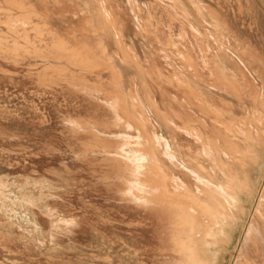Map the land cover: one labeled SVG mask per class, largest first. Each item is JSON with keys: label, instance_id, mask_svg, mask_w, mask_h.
<instances>
[{"label": "rangeland", "instance_id": "1", "mask_svg": "<svg viewBox=\"0 0 264 264\" xmlns=\"http://www.w3.org/2000/svg\"><path fill=\"white\" fill-rule=\"evenodd\" d=\"M109 1L0 0V264L177 263L167 218L146 211L128 192L130 182L136 181L133 159L125 161L117 151L130 149L141 132L120 113L125 106L136 117L144 111L151 121L147 130L162 139V168L184 177L190 186L201 180L164 158V151L171 154L172 140L183 150V159L211 171V159L198 155L208 138L224 143L218 132H224L222 122H235L239 132L252 131L251 138L233 137L249 152L248 169L257 187L245 202L247 210L239 211L231 241L220 249L218 261L234 264L232 253L237 256L242 250L238 264H264L263 219L256 218L253 238L244 242L262 185L258 173L264 172V0ZM102 6L113 8L115 27L100 16ZM10 18L18 22L15 31L7 24ZM4 20L6 25H1ZM86 48L105 65H79L73 51ZM184 55L197 66L186 64ZM222 75L232 79L236 92L219 84ZM121 99L125 106L115 104ZM203 100L205 109L215 107L223 116L207 113L199 104ZM216 118L219 122L213 123ZM173 123L182 132L172 131ZM188 123L193 124L188 128ZM194 133L202 136L198 139Z\"/></svg>", "mask_w": 264, "mask_h": 264}, {"label": "bare ground", "instance_id": "2", "mask_svg": "<svg viewBox=\"0 0 264 264\" xmlns=\"http://www.w3.org/2000/svg\"><path fill=\"white\" fill-rule=\"evenodd\" d=\"M12 1V0H11ZM105 1V0H104ZM111 1V0H110ZM109 1V2H110ZM256 1V0H255ZM45 2V1H44ZM57 2V1H56ZM71 2V0H70ZM74 2V1H72ZM71 2V3H72ZM108 2V3H109ZM112 2V1H111ZM20 3V2H19ZM59 3V1H58ZM79 3V2H78ZM87 3V2H86ZM85 3V4H86ZM100 3V2H99ZM105 3V2H104ZM114 3V2H113ZM47 4V3H46ZM55 4V3H54ZM64 4V2H63ZM74 4V3H73ZM88 4V3H87ZM106 4V3H105ZM198 4V3H197ZM40 5V4H39ZM48 5V4H47ZM51 5V4H50ZM59 5V4H58ZM98 5V4H97ZM108 5V4H107ZM35 7L34 5H32ZM52 6V5H51ZM56 6V4L54 5ZM100 6V5H99ZM98 6V7H99ZM179 6V5H178ZM196 6V5H195ZM79 7V6H78ZM103 7V6H102ZM106 7V6H105ZM104 8V7H103ZM5 9V8H3ZM24 9V8H23ZM34 9V8H33ZM100 9V7H99ZM98 9V11H99ZM105 9V10H104ZM99 11L100 16L104 19H106V24H109L110 26L115 27L116 21L114 17V11L111 10L113 8H104ZM181 9V8H179ZM185 10V8H183ZM210 9V8H209ZM32 10V9H31ZM203 10V8L201 9ZM23 11V10H22ZM26 11V10H25ZM30 11V10H29ZM204 11V10H203ZM82 12V11H81ZM97 12V11H96ZM29 13V12H28ZM32 13V12H31ZM30 13V14H31ZM49 13V12H48ZM98 13V14H99ZM35 15V13H33ZM32 14V15H33ZM38 14V13H37ZM68 14V13H67ZM187 14V12H185ZM7 15V14H6ZM207 15V14H206ZM212 15V13H211ZM4 16V15H2ZM1 16V17H2ZM9 17V14L7 15ZM22 16V15H21ZM28 16V15H27ZM36 16V15H35ZM52 16V15H51ZM99 16V17H100ZM213 16V15H212ZM15 17V16H14ZM19 18V16H17ZM3 18V17H2ZM6 18V17H5ZM22 18H26V16H22ZM29 18V17H27ZM28 22L29 19H27ZM87 18V17H86ZM216 18V17H214ZM4 19V18H3ZM13 19V17H12ZM10 18V20L7 21V24L9 25L11 30H14L13 27L17 26L18 22H13ZM42 19V18H41ZM1 20V19H0ZM16 20V19H14ZM25 20V19H24ZM25 20V21H26ZM217 20V18L215 19ZM22 21V20H21ZM19 21V22H21ZM178 21V20H177ZM218 21V20H217ZM1 22V21H0ZM6 25V21H2L1 25ZM24 22V21H23ZM27 22V21H26ZM55 22V21H53ZM221 22V21H219ZM22 23V22H21ZM21 23H19V27L21 28ZM25 23V22H24ZM31 23V22H30ZM89 23V22H88ZM28 24V23H26ZM35 25V23H32ZM226 25V24H225ZM224 25V26H225ZM43 26V25H42ZM7 27V26H6ZM38 27V23H37ZM36 27V28H37ZM41 27V26H39ZM50 27V26H49ZM87 27H89L87 25ZM227 27V26H226ZM102 28V27H101ZM107 28V27H106ZM9 29V28H8ZM18 29V28H17ZM16 29V30H17ZM38 29V28H37ZM222 29V28H221ZM220 29V30H221ZM10 30V31H11ZM39 30V29H38ZM86 30V29H85ZM9 31V30H8ZM40 31V30H39ZM1 32V31H0ZM27 32V31H25ZM19 33V32H18ZM24 33V32H23ZM2 34V33H0ZM5 34V33H4ZM22 34V33H21ZM25 34V33H24ZM184 34V33H183ZM27 35V34H26ZM42 35V34H41ZM204 36V34H202ZM207 35V34H206ZM4 36V35H3ZM115 36V35H114ZM118 36V35H117ZM120 36V35H119ZM9 37V36H8ZM11 37V36H10ZM206 38V36H204ZM212 37V36H211ZM224 37V36H223ZM222 37V38H223ZM28 38V36H27ZM180 38V37H179ZM1 39V38H0ZM3 39V38H2ZM14 39V38H13ZM29 39V38H28ZM26 39V41L28 40ZM209 39V38H208ZM212 39V38H211ZM210 39V40H211ZM5 39H3L4 41ZM8 40V39H6ZM5 40V41H6ZM16 40V39H15ZM216 41V40H215ZM217 42V41H216ZM46 43V42H45ZM148 43V42H147ZM218 43V42H217ZM239 43V42H238ZM30 44V43H29ZM177 45V44H176ZM20 46V44H19ZM246 46V45H245ZM16 47V45H15ZM101 47V46H100ZM76 48V47H75ZM241 48V47H240ZM41 49V48H40ZM50 49V48H49ZM178 49V48H177ZM37 50V49H36ZM132 50V49H131ZM166 50V49H165ZM164 50V51H165ZM17 51V50H16ZM39 51V49H38ZM47 51V50H46ZM73 51V50H72ZM123 51V50H121ZM125 51V49H124ZM219 51V50H218ZM238 50H236L237 52ZM33 52V51H28ZM132 52V51H131ZM130 52V54H131ZM240 52H243L240 51ZM35 53V52H34ZM39 53V52H38ZM73 53L75 54L74 60L79 65L91 67L94 65H97V67H102L105 65L103 61H96V59L93 58L92 53L89 49L85 50H74ZM157 53V52H156ZM162 53V52H161ZM247 53V51H246ZM30 54V53H29ZM73 54V55H74ZM125 54V53H124ZM129 55V54H128ZM136 54H134L135 56ZM159 55V54H158ZM178 55V54H177ZM219 55V54H218ZM237 56V54H234ZM244 55V54H243ZM41 57V55H39ZM137 56V55H136ZM182 56V55H181ZM180 56V57H181ZM138 57V56H137ZM179 57V56H178ZM182 58L186 61V64L190 65L191 67L195 68L197 66V63L194 61V59H191L184 55ZM252 58V57H251ZM23 59V58H22ZM132 61H134V57H130ZM154 59V58H153ZM241 59V58H240ZM73 60V61H74ZM131 61V62H132ZM149 61V60H148ZM166 61V60H165ZM128 62V61H127ZM126 62V63H127ZM136 62V60H135ZM171 62V61H170ZM174 62V61H173ZM183 62V61H182ZM246 62V61H245ZM107 63V62H106ZM134 63V62H133ZM138 63V62H137ZM136 63V65H137ZM185 63V62H184ZM248 63V62H247ZM55 64V63H54ZM135 64V63H134ZM144 64V63H143ZM150 64V63H149ZM148 64V65H149ZM172 64V63H171ZM251 64V63H249ZM135 65V66H136ZM219 65V64H218ZM247 65V64H246ZM257 65V64H256ZM139 66V64H138ZM144 66V65H142ZM141 66V67H142ZM146 66V65H145ZM187 66V65H186ZM210 66V65H209ZM65 67V66H64ZM68 67V66H67ZM251 67V66H250ZM140 68V66H139ZM157 68V67H155ZM171 68V67H170ZM223 68V67H222ZM142 68H140L141 70ZM147 69V68H146ZM66 70V69H65ZM138 70V68H137ZM139 70V71H140ZM145 70V69H144ZM224 70V69H223ZM147 71V70H145ZM157 71V70H156ZM182 71V70H181ZM198 71V70H197ZM216 71V70H215ZM264 71V70H263ZM4 72V71H3ZM7 72V71H6ZM141 73L143 71H140ZM158 72V71H157ZM161 72V71H160ZM217 72V71H216ZM257 72V71H256ZM174 73V72H173ZM211 73V72H210ZM214 73V72H213ZM218 73V72H217ZM5 74V73H4ZM77 74V73H75ZM128 74V73H127ZM220 74V73H219ZM227 74V73H225ZM258 74V73H257ZM80 75V74H79ZM114 75V73H113ZM156 75V74H154ZM162 75V74H161ZM229 75V74H228ZM260 75V74H259ZM115 76V75H114ZM133 76V75H132ZM147 76V75H145ZM177 76V75H176ZM183 76V75H182ZM189 76V75H188ZM243 76L245 79L244 74ZM257 76V75H256ZM163 77V76H162ZM166 77V76H165ZM179 77V76H178ZM201 77V76H200ZM231 77V76H230ZM234 77V76H233ZM240 77V75H239ZM118 78V77H117ZM143 78V77H142ZM147 78V77H146ZM152 78V76H151ZM169 78V77H168ZM175 78V75H174ZM185 78V77H184ZM120 79V78H119ZM118 79V80H119ZM181 79V78H178ZM193 79V78H192ZM196 79V78H195ZM216 79V78H214ZM125 80V79H124ZM144 80V79H143ZM147 80V79H146ZM149 80V79H148ZM161 80V79H160ZM173 80V79H172ZM175 80V79H174ZM177 80V79H176ZM200 80V79H199ZM202 80V78H201ZM44 81V80H43ZM49 81V80H47ZM163 81V80H161ZM170 81V80H168ZM189 81V80H188ZM196 81V80H195ZM239 81V80H238ZM236 81V83L238 82ZM42 82V81H41ZM153 82V81H152ZM179 83V85L186 87L188 84L184 83L185 81H176ZM190 82V81H189ZM203 82V81H202ZM219 84L224 87L227 91H237L236 84L234 82L225 79V77L220 78L218 80ZM217 82V83H218ZM244 82V81H243ZM92 83V82H91ZM155 83V82H154ZM171 83V82H170ZM191 83V82H190ZM198 83V82H197ZM216 83V84H217ZM245 83V82H244ZM48 84V83H47ZM73 84V83H72ZM158 84V83H157ZM156 84V85H157ZM175 84V83H174ZM239 84V83H238ZM71 85V84H70ZM142 85V84H141ZM170 85V84H169ZM178 85V86H179ZM192 85V84H191ZM190 85V86H191ZM197 85V84H196ZM240 85V84H239ZM77 86V85H76ZM211 86H214L213 83ZM220 86V87H221ZM92 87V86H91ZM146 87V86H145ZM162 87V86H161ZM185 87V88H186ZM192 87V86H191ZM190 87V89H191ZM198 88V86H196ZM219 87V88H220ZM264 87V86H263ZM182 88V87H181ZM195 88V86H194ZM262 88V87H261ZM160 89V88H159ZM176 89V88H175ZM178 89V88H177ZM184 89V87L182 88ZM193 89V88H192ZM242 90V88H240ZM246 89V88H245ZM258 89V88H257ZM79 90V89H78ZM130 90V89H129ZM146 90V89H145ZM179 90V89H178ZM82 91V90H81ZM248 89L246 90V92ZM160 92V91H159ZM187 92V91H186ZM195 91H191V94ZM199 92V91H198ZM243 92V91H242ZM184 93V92H183ZM202 93V92H201ZM245 93V92H244ZM257 93V92H256ZM138 94V92L136 93ZM144 94V93H143ZM161 94V93H160ZM243 94V93H242ZM247 94V93H246ZM253 94V93H252ZM134 95V93L132 94ZM145 95V94H144ZM150 95V94H149ZM184 95V94H183ZM198 95V93L196 94ZM244 95V94H243ZM90 96V95H89ZM111 96V95H110ZM140 96V95H139ZM163 96V95H161ZM190 96V95H189ZM232 96V95H231ZM250 96V95H249ZM253 96V95H252ZM133 97V96H132ZM131 97V98H132ZM147 97V96H146ZM164 97V96H163ZM177 97V96H176ZM191 97V96H190ZM189 97V98H190ZM193 97V96H192ZM198 96H196L197 98ZM201 98L203 96H200ZM236 97V96H235ZM246 97V96H245ZM125 98V97H124ZM136 98V97H135ZM134 97L132 98V105L134 108H138L137 103L138 101ZM141 98V97H140ZM150 98V96H149ZM153 98V97H152ZM156 98V97H155ZM188 98V99H189ZM216 98V97H215ZM237 98V97H236ZM240 98V97H239ZM242 98V97H241ZM154 99V98H153ZM153 99H150L149 103L150 105L153 103ZM187 99L186 102H190ZM195 99V98H194ZM193 99V100H194ZM199 99V97H198ZM203 99V98H202ZM205 99V98H204ZM247 99V98H246ZM260 99V98H259ZM113 100V99H112ZM240 100V99H239ZM244 100V97H243ZM242 100V101H243ZM147 101V100H146ZM258 101V99L256 100ZM155 102V99H154ZM172 102V101H171ZM185 102V103H186ZM196 102V101H194ZM206 102V101H205ZM205 102L199 101V104L204 107L205 109ZM254 102V101H253ZM125 100H120L118 102H115V104L122 106L126 105ZM129 103V102H128ZM224 102H221V104ZM245 103V102H244ZM114 104V103H113ZM144 104V102H143ZM157 104V103H156ZM226 104V103H225ZM148 105V103H147ZM192 105L193 102H192ZM191 105V106H192ZM198 105V104H197ZM253 105H255L253 103ZM261 105V104H260ZM154 106V104H153ZM152 106V107H153ZM157 106V105H155ZM188 106V105H187ZM190 106V107H191ZM209 106V105H208ZM207 106V107H208ZM227 106V105H226ZM233 107V104L231 105ZM258 106V105H257ZM160 107V106H159ZM158 107V109H159ZM176 107V106H175ZM262 107V105L260 106ZM155 108V107H154ZM197 108V107H196ZM215 108V107H213ZM211 107L208 109L206 108L205 111L209 114L214 113L215 115H221L223 116L222 112L220 110H215ZM148 109V108H147ZM162 109V108H161ZM203 109V111H204ZM236 109V108H235ZM246 109V108H245ZM259 109V106H258ZM262 109V108H260ZM264 109V108H263ZM125 119L129 121L130 123H136L134 125H138V129L141 133H139L138 140L130 146L129 148L121 147L117 152L119 153L118 157L123 158L125 161H129L133 159V168L135 169V176L136 181H131V189L130 194H132L135 197V203L140 205L141 207H145V209H150L151 211H154L159 217H166L169 224L170 229V242L172 246V252L175 254V256H178V261L176 264H219L218 257L221 251H224L222 249H225L226 246L231 241V235L234 232L235 225L238 222V216H240V212L244 213L247 209L245 208V202L246 200L250 199V194L254 192L256 186V182H253L250 177V170L248 169L250 167V164H248L249 159V152L243 151L239 144L234 140L238 134L243 135L246 138H251V132L248 131H241L239 132L236 130L233 123H221L222 127L224 128L223 131H219V136L223 139V144L220 143L219 139L217 138H208V142L205 143V148L202 152L199 153L198 156H205L208 158V160L211 159L212 169L210 171L206 169V167L197 162V165L192 166L190 162H187L185 159H183L181 155V149L179 146H177L176 142L174 140L172 147L170 148L171 154L165 155L164 151V158H172L173 159V165L178 167L183 173H186L189 175L192 174L195 176L196 180H201L200 183L194 184L193 186H190L187 182V180H184L180 176H178L175 173H168L164 171L162 168V163L159 159V155L162 152L161 146H162V139L159 135L149 132L146 128L147 123L151 122L148 117L145 116L143 112H141L140 117H136L132 114L129 108L125 106L123 109H119ZM118 110V111H119ZM156 110V109H155ZM201 110V109H200ZM237 110V109H236ZM152 111V110H151ZM195 111V110H194ZM193 111V112H194ZM242 111V110H241ZM250 110H248L249 112ZM154 112V111H153ZM162 112V111H161ZM164 112V111H163ZM263 112V111H262ZM140 113V111H139ZM167 113V112H166ZM204 113V112H203ZM206 113V115H208ZM225 113V112H224ZM258 114L259 112L256 111ZM264 113V112H263ZM138 115V113H136ZM159 114V113H158ZM168 114V113H167ZM248 114V113H246ZM256 114V115H257ZM150 115L152 116L151 112ZM202 115V113H201ZM206 116L205 114H203ZM232 115V114H231ZM238 115V114H237ZM251 115V114H250ZM247 115V116H250ZM139 116V115H138ZM170 116V115H168ZM210 116V115H209ZM226 116V115H225ZM230 116V115H228ZM246 116V117H247ZM258 116V115H257ZM172 117V116H171ZM233 117V116H231ZM256 117V116H255ZM168 118V117H167ZM220 118V117H219ZM242 118V117H241ZM248 120H250V117H247ZM121 119V118H120ZM156 119V118H155ZM224 119V118H223ZM232 119V118H231ZM124 120V119H123ZM157 120V119H156ZM201 120V119H200ZM246 120V119H245ZM247 120V121H248ZM125 120V122H127ZM203 121V120H202ZM206 121V120H205ZM204 121V122H205ZM212 121V120H211ZM235 121V120H234ZM246 121V123H247ZM263 121V120H262ZM78 122V121H77ZM214 122H219L218 118L215 119ZM253 122V120H251ZM264 122V121H263ZM172 123V122H171ZM203 123V122H202ZM207 123V122H206ZM204 125H207V124ZM242 123V122H241ZM245 123V124H246ZM152 124V123H151ZM150 124V125H151ZM160 124V123H159ZM166 124V123H164ZM174 124V123H173ZM193 123H188L187 127H191ZM236 124V123H235ZM255 125L257 122L254 123ZM259 124V123H258ZM157 125V124H156ZM161 125V124H160ZM244 125L240 124L239 126ZM251 125V123H250ZM88 126V125H87ZM167 126V125H166ZM195 126V125H194ZM198 126V125H197ZM239 126H236L239 128ZM246 126V125H244ZM136 127V126H135ZM186 127V128H187ZM251 127V126H250ZM254 127V125H253ZM256 127V126H255ZM264 127V125H263ZM149 128V127H148ZM194 128V127H193ZM242 128V127H241ZM246 128V127H245ZM244 128V129H245ZM249 128V127H248ZM136 129V128H135ZM172 131L182 132L181 129L177 126H173ZM198 130V128H196ZM200 129V127H199ZM247 129V128H246ZM254 129V128H252ZM256 129V128H255ZM165 130V129H164ZM169 130V128H168ZM192 130V128L190 129ZM204 130V129H203ZM170 131V130H169ZM188 131V130H186ZM185 131V132H186ZM194 131V129H193ZM201 131V130H198ZM255 131V130H254ZM139 132V131H138ZM202 132V131H201ZM208 132V131H207ZM257 132V131H256ZM189 133V131H188ZM200 133V132H199ZM213 133V132H212ZM258 133V132H257ZM262 133V132H260ZM118 134V133H117ZM129 134V133H128ZM190 134V133H189ZM203 134V133H202ZM255 134V133H254ZM188 135V134H187ZM206 135V134H205ZM235 135V138L233 137ZM193 136L200 139L198 134L194 133ZM256 136V134H255ZM261 136V135H258ZM191 137V136H190ZM240 137V136H239ZM205 138L204 136L202 137ZM219 138V137H218ZM111 139V138H110ZM167 140V139H166ZM205 140V139H204ZM198 141V140H197ZM201 141V140H200ZM207 141V140H206ZM245 141V140H244ZM247 141V140H246ZM171 142V141H170ZM198 143V142H197ZM200 143V142H199ZM198 143V144H199ZM203 143V141H202ZM253 143V141H252ZM245 144V143H244ZM251 144V143H250ZM248 146V145H247ZM204 147V146H203ZM256 147V146H255ZM256 149V148H255ZM253 150V149H252ZM257 150V149H256ZM250 151V150H249ZM258 151V150H257ZM123 152V153H122ZM106 153V152H105ZM110 153V152H109ZM198 153V152H197ZM108 154V153H107ZM112 154V153H111ZM124 154V155H122ZM195 154V153H194ZM259 154H261L259 152ZM264 154V153H263ZM190 155V154H189ZM109 156H111L109 154ZM114 156V155H113ZM133 158H132V157ZM191 156V155H190ZM189 156V157H190ZM194 156V155H193ZM264 156V155H263ZM144 157V159H142ZM197 157V156H196ZM210 158V159H209ZM195 159V156H194ZM192 159V160H194ZM190 160V159H189ZM191 160V161H192ZM196 160V159H195ZM262 161V160H261ZM170 162V161H169ZM194 162V161H193ZM208 162V161H207ZM209 163V162H208ZM264 164V163H263ZM165 165V164H164ZM256 166V164H254ZM209 166H211L209 164ZM241 167L243 171H239L236 167ZM258 166V165H257ZM260 166V165H259ZM263 166V165H262ZM166 167V166H165ZM169 168H165V170ZM263 169V168H262ZM258 172V171H257ZM264 173V172H263ZM262 173V170L258 173L259 178H262V185L259 192V197L257 200V204L255 206V209L253 213L251 214V222L249 223L247 229H246V236L244 237L246 240L250 236L252 239V233L254 228V222L256 218L263 219L264 221V175ZM179 174V173H178ZM218 176L220 178H218ZM257 177V178H258ZM258 178V179H259ZM255 179V178H254ZM257 180V179H256ZM171 182V184H169ZM258 182V181H257ZM261 183V182H260ZM255 193V192H254ZM24 197V196H23ZM130 197V196H129ZM133 197V198H134ZM132 198V199H133ZM255 200V199H254ZM253 200V201H254ZM27 203V202H26ZM254 203V202H253ZM252 203V204H253ZM254 205V204H253ZM27 206V205H26ZM252 208V207H251ZM144 209V208H142ZM146 209V211H147ZM250 210V209H249ZM149 211V210H148ZM252 211V210H251ZM248 213V212H247ZM243 216V215H242ZM244 217V216H243ZM247 217V216H245ZM142 218V217H141ZM240 218V217H239ZM67 221V220H66ZM162 221V220H161ZM259 221V220H258ZM74 222V221H73ZM244 222V221H243ZM262 222V221H261ZM248 223V222H246ZM263 223V222H262ZM243 224V223H242ZM245 224V223H244ZM259 224V222H258ZM257 224V225H258ZM57 225V224H56ZM264 225V224H263ZM240 229V227H239ZM242 229V228H241ZM261 229V228H260ZM258 231V230H257ZM236 232V231H235ZM240 232V231H239ZM263 232V231H262ZM261 232V233H262ZM242 235V234H241ZM255 235V234H254ZM257 236V235H256ZM264 237V236H263ZM249 238V239H250ZM259 238V237H258ZM256 240V239H254ZM264 240V239H263ZM239 241L237 240V243ZM252 242V240H251ZM258 242L255 241V243ZM250 243V242H249ZM254 243V242H253ZM239 245V244H238ZM256 245V244H255ZM256 247H258L256 245ZM227 249V248H226ZM241 249V247H240ZM257 249V248H256ZM260 250V249H259ZM226 251V250H225ZM262 251V250H261ZM126 252V251H125ZM253 252V251H252ZM128 253V252H127ZM242 250L239 252V254L236 255V252L234 251L232 253V261L234 260V264H238L240 261L243 260L242 258ZM248 253V252H247ZM251 253V252H250ZM257 253V252H256ZM261 253V252H260ZM140 254V253H139ZM258 254V253H257ZM137 255V254H136ZM134 255V256H136ZM223 256V255H222ZM127 258V257H126ZM234 258V259H233ZM253 259V257H251ZM259 258V257H258ZM250 259V258H249ZM263 259V258H262ZM131 260V258H130ZM135 260V259H133ZM229 260V259H228ZM128 261V260H127ZM256 261V260H255ZM138 262V261H136ZM258 262V261H256ZM127 263V262H126ZM224 263V262H223ZM241 263V262H240ZM246 264H249L248 261L245 260ZM251 263V262H250ZM254 263V260H253ZM130 264V263H129ZM137 264V263H136ZM227 264V263H226ZM263 264V263H262Z\"/></svg>", "mask_w": 264, "mask_h": 264}]
</instances>
